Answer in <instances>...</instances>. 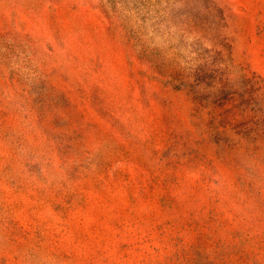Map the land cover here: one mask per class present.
I'll use <instances>...</instances> for the list:
<instances>
[{"label":"rangeland","instance_id":"obj_1","mask_svg":"<svg viewBox=\"0 0 264 264\" xmlns=\"http://www.w3.org/2000/svg\"><path fill=\"white\" fill-rule=\"evenodd\" d=\"M0 264H264V0H0Z\"/></svg>","mask_w":264,"mask_h":264}]
</instances>
